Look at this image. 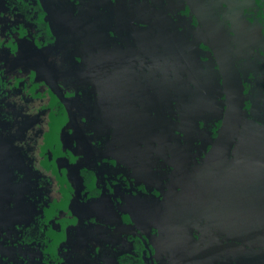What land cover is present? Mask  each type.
I'll use <instances>...</instances> for the list:
<instances>
[{
	"label": "flooded vegetation",
	"instance_id": "af4514ba",
	"mask_svg": "<svg viewBox=\"0 0 264 264\" xmlns=\"http://www.w3.org/2000/svg\"><path fill=\"white\" fill-rule=\"evenodd\" d=\"M15 1L0 0V57L38 98L37 143L60 157L52 195L68 201L69 225L80 219L77 236L88 233L89 264H264V0H43L50 32L41 2ZM122 119L156 124L147 176L105 150ZM168 194L192 210L175 256L130 211L132 197ZM19 237L40 264L66 263L42 200Z\"/></svg>",
	"mask_w": 264,
	"mask_h": 264
},
{
	"label": "rangeland",
	"instance_id": "374dc122",
	"mask_svg": "<svg viewBox=\"0 0 264 264\" xmlns=\"http://www.w3.org/2000/svg\"><path fill=\"white\" fill-rule=\"evenodd\" d=\"M38 1L45 9L42 18H44L47 32H50L53 29L48 3L44 4L43 0H26L30 4ZM22 22L33 26V23L28 20L26 22L23 19ZM5 24L1 16V39L6 33ZM21 30L27 32L26 28ZM17 68L18 65L14 69L17 70ZM10 70L3 65L0 57V77L6 76L8 82L6 90L0 94V264H40L36 253L22 244L19 233L20 227L28 222L37 208L38 201L41 200L46 203V220L51 224L55 234L53 249L62 254L65 264H89V254L86 252L88 233L84 231L83 237L81 234L77 236V229L83 227L79 224L80 219L76 222L79 226L69 225V221L75 224L76 219L65 208L68 201L64 196L56 199L52 195L55 185L50 181L48 174L51 175V172H54V165H58L60 157L58 158L55 153L47 156L49 148L37 143L38 137L34 133L36 131L33 126H36L43 117L40 116L37 105L34 106L38 104V98L33 100L34 95L25 86L19 87L17 81L21 82L20 78L18 75H10L14 72ZM205 78L208 80L210 76L205 75ZM103 86L108 96L106 100L109 101L110 97L115 98L111 104H117L120 107L123 99L120 96L117 97L115 88L112 89L107 84ZM42 105L44 107L45 103ZM143 116L147 118V113L145 112ZM107 121V118L104 119V122ZM109 127L113 128V134L112 131L107 130L108 143L105 144V150L108 153H116L120 160L130 165L134 163L138 170L143 169L142 172H136L147 176V161H151L153 150L148 143L153 138L152 132L156 129V124L150 122L146 125L140 120L122 119V121L117 120L116 125ZM57 131L64 134L62 127H59ZM261 136L264 137L263 134ZM44 140L46 141V138ZM140 144H142L141 147ZM160 144L161 142L158 145L160 155H163L165 151H162ZM39 147H42L41 151ZM144 160H146L145 167L142 168L140 165L144 166ZM152 169L153 166L149 168L150 171ZM67 175L70 176L68 177L70 181L73 180L72 183L76 188L78 183L73 175V167ZM169 196L171 195L168 194L159 204L150 203L154 200L153 197H149L148 200L143 199L145 203L140 197H132L130 211L138 222L157 225L161 229V235L156 243L157 249L167 250L170 256L171 254L175 256L185 251L181 242L191 240L192 210L185 199L175 204L176 200ZM99 211L102 217H112L115 213L114 210L103 205ZM143 213L145 217H142ZM253 258H251L252 262ZM180 261L181 259L175 260V263H181Z\"/></svg>",
	"mask_w": 264,
	"mask_h": 264
}]
</instances>
